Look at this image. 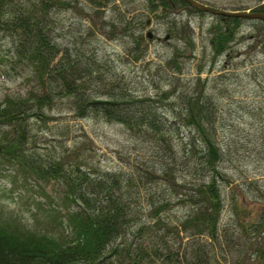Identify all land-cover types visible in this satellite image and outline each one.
<instances>
[{
  "label": "trees",
  "instance_id": "trees-1",
  "mask_svg": "<svg viewBox=\"0 0 264 264\" xmlns=\"http://www.w3.org/2000/svg\"><path fill=\"white\" fill-rule=\"evenodd\" d=\"M76 1L0 0L1 68L25 69L30 81L23 93L0 98V158L43 184L36 186L61 232H33L0 211V264H264V117L246 125L224 113L218 98L226 88L216 92L213 82L220 74L200 76L198 66L188 78L175 76L183 72L177 58L191 55L186 44H175L162 65L167 70H156L164 83L152 94L137 85L153 81V72L131 81L81 40L60 46L54 13ZM110 1L85 0L93 11ZM142 3L154 17L176 7L202 11L185 0ZM227 8L264 12V1ZM213 15L214 56L244 20L253 30L249 46L264 39L263 20ZM130 21L121 16L109 25L117 23L139 55L146 20L137 16L134 29ZM168 26L174 30L166 33H179ZM258 73H249L255 84L263 79ZM63 98L75 116L120 123L145 146L125 160L116 151L120 163L107 164L87 154L84 139L38 144L33 130ZM237 153L254 157L256 175L247 176V164H230ZM46 184L51 195L41 188Z\"/></svg>",
  "mask_w": 264,
  "mask_h": 264
},
{
  "label": "rangeland",
  "instance_id": "rangeland-1",
  "mask_svg": "<svg viewBox=\"0 0 264 264\" xmlns=\"http://www.w3.org/2000/svg\"><path fill=\"white\" fill-rule=\"evenodd\" d=\"M198 1L228 9L230 4L252 5L264 0ZM142 5V0H111L99 8L98 12L99 9L93 11L87 7L85 0H77L74 5L61 7L55 11L56 41L60 46L70 47L73 39L76 43L81 40L79 44H82L84 48H93L99 59L106 60L109 66L124 74L131 81L139 82L144 74H148L149 71L153 72V81L147 77V81L137 85L143 87L142 91L150 94L157 90L154 84L158 86L164 83L159 71L167 70L162 65L171 54L172 47L175 44H181V46L186 44L192 48L191 55L177 58L183 72L179 73L174 70L175 76H178L180 80L182 77L188 78L196 73L198 66L203 67L200 76L220 74L219 78H215L216 81L213 82L216 83V92L221 88H226L223 95L218 98V103L221 104V110L224 113L230 110L231 113H227L229 117L246 125L254 124L264 117V39L259 46H249L251 39L247 36L253 30L248 20L238 24L234 39L229 42L228 47L222 53L214 56L208 43L210 26L217 20L213 14L176 7L175 11L170 12L166 17H154L145 12ZM121 16L128 20L131 19L129 23L133 24L132 29L135 28L134 19L137 16L146 20L138 29L142 34V50L139 55L134 54L131 49L130 36L123 34L117 23L109 25L110 21L116 20L117 22ZM169 22L174 23L175 30L179 33H166L169 29L174 30L168 26ZM181 24L183 26L179 27ZM85 29L86 32H84ZM148 31L150 35H147ZM184 37L189 38V41ZM188 47H186V53L189 52ZM251 71L259 72L258 74L263 78L260 79L259 84H255V79H249ZM29 84L28 72L25 69L13 72V70L2 69L0 65V98L4 94L23 93ZM64 102V98L57 99L54 107L49 110L51 117L38 130H33L34 137L36 133L38 144L50 141L57 143L60 140L69 146L72 140L84 139L86 140L84 148H92L87 150V154L95 153L103 163L107 164L120 163L118 156L115 155L116 151L121 152L120 159L125 160L127 155L135 154L142 146H145V144L137 143L134 140L136 137H130L120 123L89 115L77 117ZM38 149L42 150V147ZM242 149L243 147L240 148ZM242 155V153L233 154L230 164H240L241 166L238 165L240 168L247 164L245 170L248 173L247 176L256 175L257 161L252 159L254 157L248 160ZM3 164L0 158V167L5 169L0 173V211L2 214L7 217L11 215L16 217L23 226L33 232L51 231L54 234L57 232L60 234V230L57 229V215L54 216L48 209L47 203L42 202L44 198L40 195L42 194L40 187L36 186L43 184L36 180L33 174H21L11 166V163ZM238 167H233V174H238ZM41 188L50 195L52 194L50 184Z\"/></svg>",
  "mask_w": 264,
  "mask_h": 264
},
{
  "label": "water",
  "instance_id": "water-1",
  "mask_svg": "<svg viewBox=\"0 0 264 264\" xmlns=\"http://www.w3.org/2000/svg\"><path fill=\"white\" fill-rule=\"evenodd\" d=\"M185 2L193 7L200 9L202 11L209 12L211 14H222L227 16H240V17H248L255 18L264 21V12L258 10H250V9H223L211 6L209 4L200 2L198 0H185ZM147 35H150V32H147Z\"/></svg>",
  "mask_w": 264,
  "mask_h": 264
}]
</instances>
